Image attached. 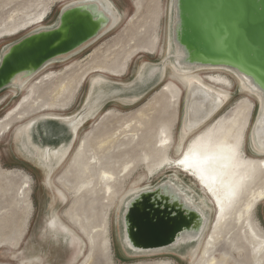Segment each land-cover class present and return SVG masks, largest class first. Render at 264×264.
Returning a JSON list of instances; mask_svg holds the SVG:
<instances>
[{"label":"rangeland","instance_id":"rangeland-1","mask_svg":"<svg viewBox=\"0 0 264 264\" xmlns=\"http://www.w3.org/2000/svg\"><path fill=\"white\" fill-rule=\"evenodd\" d=\"M74 1L0 0V56L21 38L54 28L60 12ZM111 1L120 21L110 33L80 55L43 71L21 94L0 91V121L9 124L0 131V264H191L173 255L134 256L121 244L122 215L132 197L124 198L126 193L153 188L165 176L176 174L180 180L174 183L186 184L203 197L205 193L211 196L198 186L195 176L191 178L171 165L148 171L171 141L170 158L177 160L183 150L179 145L186 105L182 83L171 73L161 85L146 81L150 68L165 60L173 62V0ZM101 65L103 68L98 67ZM198 74L206 85L230 96L217 116L231 118L241 100L250 105L244 153L255 158L247 136L257 115L256 99L240 91L237 80L224 71ZM96 75L110 81L102 84L101 90L95 86L91 91L90 80ZM216 76L229 85L209 81ZM131 84L137 88L134 94L142 93L143 97L133 106L120 100L129 94L125 89ZM60 87L66 88L63 95L59 94ZM117 90L121 93L112 94ZM163 96L165 100L154 104ZM41 99L55 100L56 106L23 112ZM95 105H101L97 115L79 130L69 157L48 181L36 161L19 149L16 132L36 117L71 116L88 112ZM141 112L144 117L140 119ZM50 129L56 133L65 127L57 121ZM49 135L44 138L46 147H60L59 137ZM207 201L213 209L206 229L209 235L215 220L213 205ZM247 219L264 237V199L250 210ZM239 245L241 255L232 254L225 264H240L236 261L239 258L264 252V244L251 247L240 240Z\"/></svg>","mask_w":264,"mask_h":264},{"label":"bare ground","instance_id":"bare-ground-1","mask_svg":"<svg viewBox=\"0 0 264 264\" xmlns=\"http://www.w3.org/2000/svg\"><path fill=\"white\" fill-rule=\"evenodd\" d=\"M91 1L95 3L94 6H91V11L94 14H105L109 18V23L106 24V32L78 50L48 61L36 72L16 77L6 89L14 91V95L21 94L24 88L43 71L80 55L116 27L120 18L112 1ZM86 3H90V0H76L67 7ZM169 47L171 48V46ZM183 56L176 46L175 62L165 60L161 65H158V70L151 71L152 74L158 73L151 85L157 83L161 85L167 74L171 73L182 83L183 88H186L184 95L186 103L185 114L179 130V145L183 146V150L177 160L170 158L168 153L172 147L171 141L167 147V151L158 159L155 167L153 169L151 167L148 168V171L152 172L154 169L160 168V166L171 165L191 178L195 176L196 178L193 177L195 182L197 183L198 181V186L206 189L211 198L206 193L205 196L207 198L203 197L186 184H175L173 181L178 182L180 180L176 174L165 176V180L167 179V184H170L174 191L179 190L185 193L184 195L187 196V199H185L186 203L192 206L193 209L203 211L210 217L213 209L208 204V199L213 205L214 217L217 211L215 225L212 228V233L209 235L206 233V227L199 236L186 233L185 236H179L171 246L158 250L134 251L123 235L121 237V244L128 254L134 256L173 255L178 256L182 260L191 261V256L195 254L207 235L202 247L200 263L225 264L227 258L230 257L229 251L241 255L240 245L242 244L239 245L240 240L246 241L251 247L264 244V237L259 235L256 228L247 219L250 210L264 199V98L250 80L237 71L222 66H191L182 60ZM98 67L103 68L102 65ZM116 71L114 69V72ZM203 71H224L230 74L237 80L240 91L248 93L256 99L258 106L256 111L259 114L257 119L251 124L247 136L248 148L255 158H250L244 153V144L246 142L244 134L249 118L250 105L246 101L241 100L234 108L231 118H227L224 115L217 116L222 107L230 101V96L206 85L198 74ZM108 81L110 80L101 75L93 76L90 80L91 91L95 89V86L99 88L98 90H101L100 86L108 83ZM209 81L216 84L229 85L227 80L219 76L209 77ZM136 89V85H127L125 90L129 94L123 95V99L121 98L120 100L128 103L130 106L138 104L143 97L141 96L142 93L134 94ZM31 90L34 91V87ZM65 91V87H60L59 94ZM119 93L121 91L112 92L114 95ZM55 100L44 101L41 99L39 103H34L23 112L27 113L29 110L40 109L45 105L48 108L55 107ZM163 100H165V96L155 100L154 104L157 102L161 103ZM100 106L97 105L96 107L95 105L96 108H92L91 106L92 109L90 108L88 112L72 114L71 116L42 115L31 119L15 134V138L19 141V149L25 156L36 161V164L45 172V178L49 181L53 171L59 168L69 157L79 130L97 115L96 112ZM24 113L19 115H24ZM143 114L142 112L139 113L138 117L140 119L143 118ZM57 121L65 125V129L62 132L55 131L57 132L56 137L60 139L58 140L61 142V146L50 149L46 147L44 138L46 137L45 135L53 133L50 131L52 130L50 129V125H52V122ZM7 126L9 124L0 121L1 132ZM134 131L135 127H133L131 132L133 133ZM134 136L132 137L133 139ZM78 158L79 153L74 158V165L78 162ZM108 164L110 165V163ZM126 170L128 169L126 168ZM153 188L141 189L142 191L140 189L130 191L126 193L124 198L127 196L136 197L141 192ZM186 196L184 197L186 198ZM211 226L209 227L210 229ZM219 244H224L227 250L217 258L215 257V253ZM244 257H242V260L239 258L237 261L240 264H264L263 251L257 256L247 257V259Z\"/></svg>","mask_w":264,"mask_h":264},{"label":"water","instance_id":"water-1","mask_svg":"<svg viewBox=\"0 0 264 264\" xmlns=\"http://www.w3.org/2000/svg\"><path fill=\"white\" fill-rule=\"evenodd\" d=\"M94 5L90 0L65 7L54 28L31 33L8 47L0 56V91L16 77L30 75L104 34L109 18L94 14ZM173 8V62L177 46L189 65L233 69L264 98V0H173ZM158 69H149L148 83L158 75L151 71ZM56 135L53 132L49 138L57 139ZM167 182L132 196L125 204L123 237L134 251L169 247L186 233L199 236L208 225V214L193 209L185 193L174 191Z\"/></svg>","mask_w":264,"mask_h":264},{"label":"flooded vegetation","instance_id":"flooded-vegetation-1","mask_svg":"<svg viewBox=\"0 0 264 264\" xmlns=\"http://www.w3.org/2000/svg\"><path fill=\"white\" fill-rule=\"evenodd\" d=\"M184 94H183V96L185 95V92H186V88H184ZM224 108V106L222 107V109ZM221 109V110H222ZM220 110V111H221ZM252 154V153H251ZM253 155V154H252ZM254 156V155H253ZM214 220H215V217H214ZM213 227V224H212V226H211V228ZM211 230V229H210ZM210 232V231H209ZM207 236V235H206ZM206 236L204 237V239H203V241H202V243H201V245L199 246V248L197 249V251L195 252V254H193L192 256H191V258H190V260H191V264H201L200 263V256H201V252H202V247H203V244H204V241H205V238H206ZM218 248H220V251H218ZM217 250H216V253H215V257H220L223 253H224V251L225 250H227V248H226V246H224V244H219L218 246H217V248H216ZM232 254H234V255H236L237 253H235V252H233V251H229V255H230V257H231V255ZM237 261V260H236Z\"/></svg>","mask_w":264,"mask_h":264}]
</instances>
